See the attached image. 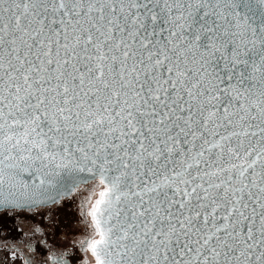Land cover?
<instances>
[{
  "label": "snow or ice",
  "instance_id": "6c2138e0",
  "mask_svg": "<svg viewBox=\"0 0 264 264\" xmlns=\"http://www.w3.org/2000/svg\"><path fill=\"white\" fill-rule=\"evenodd\" d=\"M8 209L0 264H264V0H0Z\"/></svg>",
  "mask_w": 264,
  "mask_h": 264
},
{
  "label": "flooded vegetation",
  "instance_id": "af4514ba",
  "mask_svg": "<svg viewBox=\"0 0 264 264\" xmlns=\"http://www.w3.org/2000/svg\"><path fill=\"white\" fill-rule=\"evenodd\" d=\"M54 216V220L58 225L59 231L50 227V232L55 231L57 238L63 243L66 242L69 251L73 255H78L79 250L72 247L74 240L82 238L84 235L83 225L80 223L79 210L76 202H68L64 207L48 206ZM40 220L37 216L35 220L32 219L30 213L24 212L16 214L15 210L0 211V251H3L2 244L7 242L9 244H20L24 239L25 233L29 227ZM44 223L51 225L52 220L47 217L44 218ZM73 264H80L79 260H75Z\"/></svg>",
  "mask_w": 264,
  "mask_h": 264
},
{
  "label": "rangeland",
  "instance_id": "374dc122",
  "mask_svg": "<svg viewBox=\"0 0 264 264\" xmlns=\"http://www.w3.org/2000/svg\"><path fill=\"white\" fill-rule=\"evenodd\" d=\"M2 252H3V251H0V255H2Z\"/></svg>",
  "mask_w": 264,
  "mask_h": 264
},
{
  "label": "water",
  "instance_id": "95a60500",
  "mask_svg": "<svg viewBox=\"0 0 264 264\" xmlns=\"http://www.w3.org/2000/svg\"><path fill=\"white\" fill-rule=\"evenodd\" d=\"M8 210H13V209H8ZM0 211H2V210H0Z\"/></svg>",
  "mask_w": 264,
  "mask_h": 264
}]
</instances>
